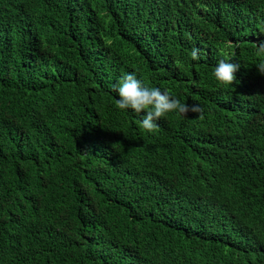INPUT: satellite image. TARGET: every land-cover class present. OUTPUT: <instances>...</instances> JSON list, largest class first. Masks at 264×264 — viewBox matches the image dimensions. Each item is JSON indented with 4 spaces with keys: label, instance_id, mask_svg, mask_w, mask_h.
Listing matches in <instances>:
<instances>
[{
    "label": "trees",
    "instance_id": "obj_1",
    "mask_svg": "<svg viewBox=\"0 0 264 264\" xmlns=\"http://www.w3.org/2000/svg\"><path fill=\"white\" fill-rule=\"evenodd\" d=\"M261 41L264 0H0V264H264ZM133 71L203 117L142 129Z\"/></svg>",
    "mask_w": 264,
    "mask_h": 264
},
{
    "label": "clouds",
    "instance_id": "obj_2",
    "mask_svg": "<svg viewBox=\"0 0 264 264\" xmlns=\"http://www.w3.org/2000/svg\"><path fill=\"white\" fill-rule=\"evenodd\" d=\"M199 49H192V58L199 59ZM258 55L264 54V41L258 46ZM261 74H264V63L257 65ZM240 68L239 63L232 62L231 58L220 59L214 68L215 78L232 85L236 80V72ZM118 98L115 103L119 109H132L140 114L145 113L140 120V127L147 132H154L159 125L157 120L163 118L166 113H179L186 115L188 112L199 113L203 117V109L199 104L188 105L169 94L167 90L161 91L159 87H148L141 79L137 78L135 71L124 74L117 84L113 85Z\"/></svg>",
    "mask_w": 264,
    "mask_h": 264
}]
</instances>
